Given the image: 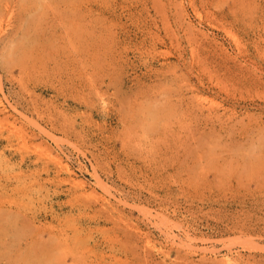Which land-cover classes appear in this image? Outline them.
I'll return each instance as SVG.
<instances>
[{
  "label": "rangeland",
  "instance_id": "obj_1",
  "mask_svg": "<svg viewBox=\"0 0 264 264\" xmlns=\"http://www.w3.org/2000/svg\"><path fill=\"white\" fill-rule=\"evenodd\" d=\"M228 259L264 264V0H0V264Z\"/></svg>",
  "mask_w": 264,
  "mask_h": 264
},
{
  "label": "bare ground",
  "instance_id": "obj_2",
  "mask_svg": "<svg viewBox=\"0 0 264 264\" xmlns=\"http://www.w3.org/2000/svg\"><path fill=\"white\" fill-rule=\"evenodd\" d=\"M46 1V0H45ZM42 4V3H41ZM51 5V4H50ZM38 8V7H37ZM42 9V8H41ZM42 10H44V5H43V9ZM44 13H45V15H46V12L44 11ZM42 15V14H41ZM45 15H43V16H45ZM38 19H39V17H38ZM40 21V20H39ZM38 21V22H39ZM32 23V22H31ZM33 26V25H32ZM34 27V26H33ZM36 29V28H35ZM37 30V29H36ZM32 34V33H31ZM27 36V35H26ZM31 36V35H30ZM33 36V35H32ZM34 37V36H33ZM34 39V38H33ZM21 51V50H20ZM23 52V51H22ZM60 164V163H59ZM227 264H235V263H233V261H232V259H228L227 260Z\"/></svg>",
  "mask_w": 264,
  "mask_h": 264
}]
</instances>
